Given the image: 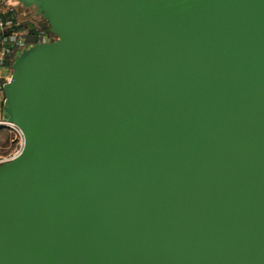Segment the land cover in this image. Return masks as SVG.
<instances>
[{"label": "water", "instance_id": "obj_1", "mask_svg": "<svg viewBox=\"0 0 264 264\" xmlns=\"http://www.w3.org/2000/svg\"><path fill=\"white\" fill-rule=\"evenodd\" d=\"M0 264H264V0H17Z\"/></svg>", "mask_w": 264, "mask_h": 264}, {"label": "built area", "instance_id": "obj_2", "mask_svg": "<svg viewBox=\"0 0 264 264\" xmlns=\"http://www.w3.org/2000/svg\"><path fill=\"white\" fill-rule=\"evenodd\" d=\"M12 9L13 8L11 6L7 10L2 11L1 15L9 11H12ZM24 9H28V8H24ZM38 16L41 18L40 15ZM13 26L14 24L11 19L3 20L0 17V67H3V64L7 58L10 60V62H12L13 58L16 56V54L19 51L31 45L28 43L26 39V37L28 36V31L27 30L14 31L12 30ZM56 40L57 37L54 34H52L51 32L46 33L40 29H37L34 35V44H50L52 42H55ZM0 128L11 129L15 133L16 138L18 139V149L14 152L12 156H10L5 160L0 161V165H1L10 162L20 153L23 145V139H22V135L15 127H13L12 125L6 123L4 120L1 119H0Z\"/></svg>", "mask_w": 264, "mask_h": 264}, {"label": "rangeland", "instance_id": "obj_3", "mask_svg": "<svg viewBox=\"0 0 264 264\" xmlns=\"http://www.w3.org/2000/svg\"><path fill=\"white\" fill-rule=\"evenodd\" d=\"M12 6L15 12V19L18 23L26 21H39L41 20L35 12L34 8H28L27 10L17 2V0H0V9L7 10ZM4 75V76H3ZM11 75V69H5V72L0 74V112L3 103L2 88L8 81ZM18 149V139L15 133L8 128H0V161L5 160L12 156Z\"/></svg>", "mask_w": 264, "mask_h": 264}, {"label": "trees", "instance_id": "obj_4", "mask_svg": "<svg viewBox=\"0 0 264 264\" xmlns=\"http://www.w3.org/2000/svg\"><path fill=\"white\" fill-rule=\"evenodd\" d=\"M25 10H27V9H25ZM2 11H4V10L0 9V17L3 20H9V19L12 20V22L14 24L12 30H14V31L27 30L28 31V36L26 37V39H27L28 43L31 45L34 44V35H35L37 29H40L46 33L50 32L46 22L43 19H41L39 16L38 17L41 19L39 21L33 20V21H26V22L18 23L17 20L15 19V16H14L15 12L13 9H12V11H9V12L1 15ZM14 58H13V60H14ZM13 60H12V62H13ZM12 62H10V60L7 58L3 64V67L6 69H10Z\"/></svg>", "mask_w": 264, "mask_h": 264}, {"label": "crops", "instance_id": "obj_5", "mask_svg": "<svg viewBox=\"0 0 264 264\" xmlns=\"http://www.w3.org/2000/svg\"><path fill=\"white\" fill-rule=\"evenodd\" d=\"M5 69H6V68H4V67H0V74L4 73V72H5ZM3 76H4V75H3ZM0 119H1V120H4V119L2 118L1 112H0ZM4 121H5V120H4Z\"/></svg>", "mask_w": 264, "mask_h": 264}]
</instances>
